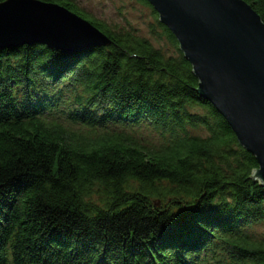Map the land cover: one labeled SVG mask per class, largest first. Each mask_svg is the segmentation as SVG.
Returning <instances> with one entry per match:
<instances>
[{
    "label": "trees",
    "instance_id": "trees-1",
    "mask_svg": "<svg viewBox=\"0 0 264 264\" xmlns=\"http://www.w3.org/2000/svg\"><path fill=\"white\" fill-rule=\"evenodd\" d=\"M36 1L110 45L0 51V264H264L257 160L148 1L175 55L75 0ZM245 1L264 21V0ZM143 128L158 144H141Z\"/></svg>",
    "mask_w": 264,
    "mask_h": 264
},
{
    "label": "water",
    "instance_id": "water-1",
    "mask_svg": "<svg viewBox=\"0 0 264 264\" xmlns=\"http://www.w3.org/2000/svg\"><path fill=\"white\" fill-rule=\"evenodd\" d=\"M175 36L197 93L228 122L258 163L264 186V21L245 0H147ZM45 45L74 55L110 41L89 21L36 0L0 3V51Z\"/></svg>",
    "mask_w": 264,
    "mask_h": 264
},
{
    "label": "rangeland",
    "instance_id": "rangeland-1",
    "mask_svg": "<svg viewBox=\"0 0 264 264\" xmlns=\"http://www.w3.org/2000/svg\"><path fill=\"white\" fill-rule=\"evenodd\" d=\"M90 18L105 22L113 30L135 31L140 37L148 39L167 56L175 55L176 48L166 39L152 34V27L157 24L154 10L137 0H75ZM159 31V29H158ZM159 33H161L159 31ZM137 139L142 145L158 144V138L149 129L136 131ZM149 142V143H148ZM163 201H158V206ZM256 237H264L263 228H254Z\"/></svg>",
    "mask_w": 264,
    "mask_h": 264
},
{
    "label": "snow or ice",
    "instance_id": "snow-or-ice-1",
    "mask_svg": "<svg viewBox=\"0 0 264 264\" xmlns=\"http://www.w3.org/2000/svg\"><path fill=\"white\" fill-rule=\"evenodd\" d=\"M0 3H3V0H0Z\"/></svg>",
    "mask_w": 264,
    "mask_h": 264
}]
</instances>
